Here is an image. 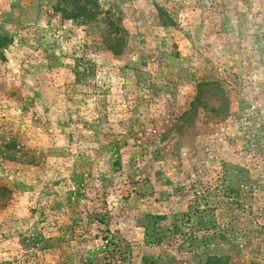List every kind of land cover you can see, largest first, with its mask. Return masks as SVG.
I'll return each instance as SVG.
<instances>
[{
    "label": "rangeland",
    "instance_id": "obj_1",
    "mask_svg": "<svg viewBox=\"0 0 264 264\" xmlns=\"http://www.w3.org/2000/svg\"><path fill=\"white\" fill-rule=\"evenodd\" d=\"M0 264H264V0H0Z\"/></svg>",
    "mask_w": 264,
    "mask_h": 264
},
{
    "label": "trees",
    "instance_id": "obj_2",
    "mask_svg": "<svg viewBox=\"0 0 264 264\" xmlns=\"http://www.w3.org/2000/svg\"><path fill=\"white\" fill-rule=\"evenodd\" d=\"M91 18V17H90Z\"/></svg>",
    "mask_w": 264,
    "mask_h": 264
}]
</instances>
